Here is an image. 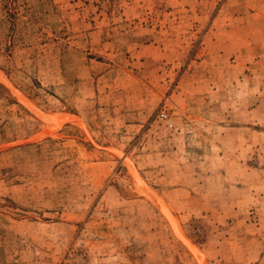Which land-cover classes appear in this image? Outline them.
<instances>
[{"label": "rangeland", "instance_id": "rangeland-1", "mask_svg": "<svg viewBox=\"0 0 264 264\" xmlns=\"http://www.w3.org/2000/svg\"><path fill=\"white\" fill-rule=\"evenodd\" d=\"M253 122L264 0H0V264H264Z\"/></svg>", "mask_w": 264, "mask_h": 264}, {"label": "crops", "instance_id": "crops-1", "mask_svg": "<svg viewBox=\"0 0 264 264\" xmlns=\"http://www.w3.org/2000/svg\"><path fill=\"white\" fill-rule=\"evenodd\" d=\"M253 112H255V110H253ZM257 126H264V125H260V124H258V122L257 123H252L251 125H250V127L251 128H242L241 129V131H243V132H248V133H250L249 135H248V137L250 138V140H252L250 143L252 144V148L253 149H256L257 147H259L258 145H259V143H257L256 141H255V139H257L258 141H260V134L262 133V130L259 128V127H257ZM257 127V128H256ZM252 137H253V139H252ZM258 137V138H257Z\"/></svg>", "mask_w": 264, "mask_h": 264}, {"label": "built area", "instance_id": "built-area-1", "mask_svg": "<svg viewBox=\"0 0 264 264\" xmlns=\"http://www.w3.org/2000/svg\"><path fill=\"white\" fill-rule=\"evenodd\" d=\"M160 118L163 119V120L168 121L167 120V116L165 114H163V113L160 114Z\"/></svg>", "mask_w": 264, "mask_h": 264}]
</instances>
